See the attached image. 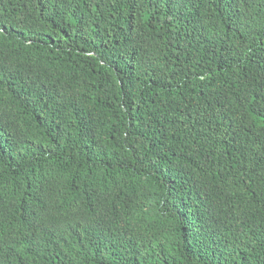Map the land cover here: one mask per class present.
<instances>
[{
	"label": "trees",
	"instance_id": "trees-1",
	"mask_svg": "<svg viewBox=\"0 0 264 264\" xmlns=\"http://www.w3.org/2000/svg\"><path fill=\"white\" fill-rule=\"evenodd\" d=\"M0 264H264V0H0Z\"/></svg>",
	"mask_w": 264,
	"mask_h": 264
}]
</instances>
